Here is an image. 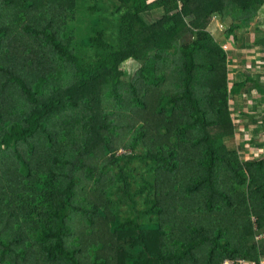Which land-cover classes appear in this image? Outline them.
Listing matches in <instances>:
<instances>
[{"label":"trees","instance_id":"16d2710c","mask_svg":"<svg viewBox=\"0 0 264 264\" xmlns=\"http://www.w3.org/2000/svg\"><path fill=\"white\" fill-rule=\"evenodd\" d=\"M263 6L0 0V264L264 261V143L241 159L229 105L253 77L208 30L238 46Z\"/></svg>","mask_w":264,"mask_h":264},{"label":"rangeland","instance_id":"374dc122","mask_svg":"<svg viewBox=\"0 0 264 264\" xmlns=\"http://www.w3.org/2000/svg\"><path fill=\"white\" fill-rule=\"evenodd\" d=\"M145 15V19L150 22L153 21L155 19H158L161 15L160 11L157 12L156 9H153L151 11H147L144 13ZM214 20V18L212 19V21ZM216 21H214L212 23V21L209 24L208 30L218 39L223 43V47L228 51V53H230V59H231V63L233 61L232 58V54L234 52H236V48H234L233 46H231L229 43L223 41L222 39H220V34L224 31V29L226 28L224 24H221L218 20L221 19H215ZM222 21V20H221ZM228 21H226L225 23H227ZM228 25V24H227ZM226 44V45H225ZM231 50H234V52H232ZM235 57V56H234ZM236 62L240 65V63L242 62L239 58L236 60ZM126 67L127 66H135V62L131 59L129 61H127L126 63ZM227 72L233 73V67L229 66ZM242 76H247V73H243ZM254 77V76H253ZM263 78V77H262ZM230 79V78H229ZM257 79H261L259 77H254L253 81L255 82ZM232 80L230 79V81L228 82V87L230 88L232 85ZM254 88L253 85H249L247 83H244L241 90H240V94H236V95H230L229 96V105L231 107V110L233 111L232 113V118L235 121V126L236 130H235V138L234 141L235 143H233L234 145L237 144L238 148L240 149V155H241V159L243 161H251L253 158H257L260 154H257L256 152H254V147L256 146V143L251 142L248 146H246L245 144L242 145V142H245L244 140H250V139H256L259 143H264V129L262 127V118H264V111H261L259 108L258 110H255V100H250L249 97L252 98L253 95H255L256 93H253L252 89ZM251 93V94H249ZM258 93V91H257ZM260 102V100H259ZM264 107V105L262 106ZM247 110L250 113V110H252V114H254V117H258V121H253L250 120L247 115L248 113H242L243 111ZM235 112V113H234ZM239 123V125H238ZM245 126H248L247 129H245ZM261 126V130H258ZM236 145V147H237ZM262 150H260L261 152H264V147H261ZM125 151H121V153H124Z\"/></svg>","mask_w":264,"mask_h":264},{"label":"crops","instance_id":"0c3cea01","mask_svg":"<svg viewBox=\"0 0 264 264\" xmlns=\"http://www.w3.org/2000/svg\"><path fill=\"white\" fill-rule=\"evenodd\" d=\"M215 19L212 23L216 21ZM218 21L226 27V23L221 20ZM223 33L224 31L220 34V39ZM238 34L240 36L241 45L240 42L238 46H233V44L230 43L231 46L236 48L234 49L236 52L231 50L234 53L233 61L230 65L233 67V73H230V79L233 82L243 80L245 79V76H242L243 73H247V75H251L252 77L257 76L261 78L257 79L255 82L252 80V82L248 84L254 86V88H252L254 89L253 93H256L252 96V100H255V110L259 108L261 111H264V107H262L264 105V6L260 8L254 19L249 23L243 24ZM238 58L242 61L240 65L236 62ZM252 112L253 111L250 110L249 115L252 116ZM261 119H263L262 122H264V118L261 117ZM253 121H258V117L253 116ZM258 130H261V126Z\"/></svg>","mask_w":264,"mask_h":264},{"label":"built area","instance_id":"2783aa9c","mask_svg":"<svg viewBox=\"0 0 264 264\" xmlns=\"http://www.w3.org/2000/svg\"><path fill=\"white\" fill-rule=\"evenodd\" d=\"M224 264H264V261L257 262V261H251V262H246L243 259H237L233 261H226Z\"/></svg>","mask_w":264,"mask_h":264}]
</instances>
